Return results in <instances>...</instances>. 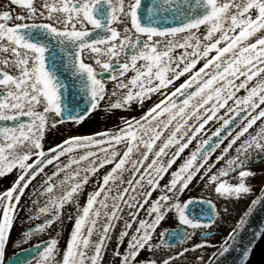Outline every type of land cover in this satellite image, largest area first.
<instances>
[{"label": "snow or ice", "instance_id": "1", "mask_svg": "<svg viewBox=\"0 0 264 264\" xmlns=\"http://www.w3.org/2000/svg\"><path fill=\"white\" fill-rule=\"evenodd\" d=\"M102 103L141 114L45 150ZM261 160L264 0H0V178L16 173L0 190V264H105L109 251L108 264H218L264 185L220 250L196 253L213 247L220 202L253 193ZM193 185L208 197L184 200ZM17 221L28 227L13 240Z\"/></svg>", "mask_w": 264, "mask_h": 264}, {"label": "flooded vegetation", "instance_id": "2", "mask_svg": "<svg viewBox=\"0 0 264 264\" xmlns=\"http://www.w3.org/2000/svg\"><path fill=\"white\" fill-rule=\"evenodd\" d=\"M185 77H182L179 81L176 82L177 86L179 85V83L183 82V79H185ZM109 87H111V85H109ZM171 90V89H170ZM153 100H157V97H153ZM151 101L150 102H146L145 103V110L150 106ZM104 108V104H101L100 109H98L97 111L94 112V114L91 115V118L86 119L80 126L78 129V132H68L66 131L65 128L63 127H57L56 130H53L51 132H49L47 134L46 140H45V150H47L48 147L51 146H55L57 143H61L64 139L68 138V136L70 135H74V134H93L95 132L101 131V130H96V127L98 128V126L100 125L101 121L107 122V123H111L112 125H116L119 123L118 118L121 116H139L141 113L139 111V109L137 108L136 105H133L132 110L129 112H125L122 110H114V114H109V113H105L103 111ZM89 123V124H93V129L92 130H88L87 132L85 131V124ZM259 123V122H258ZM250 131H254V129L250 130ZM219 152H217L216 154L213 155L212 159H215V155H218ZM264 166V160H261L259 163H254L252 165H250V170L254 171L257 173L256 177L254 179H252L250 182L252 185H254L253 188V193L250 194L249 196V200L247 199L248 196L246 198L240 199L239 201H235V200H230V201H221L220 204L218 205V207L220 208V215L223 217L222 220L217 219V222L212 225L207 231L210 233L209 236V241L210 243L213 245V247H208L202 250V252H197L196 255L200 256L203 255V259L206 262L208 260V258L216 251V249L221 245V243L225 240L226 236L228 235V233L232 230V228L235 226V224L238 222L239 218L241 217V215L243 214V212L245 211L248 203L250 202L252 196L255 194L256 191H258V189H260V186L262 185V181H264V175H260L261 170H264V168L262 167ZM51 166H49L48 170H50ZM257 168V169H256ZM175 169V166L173 168V170ZM108 169L105 168L102 172H101V176L104 174V172H106ZM16 179V173L15 171L11 174L6 175L4 178H0V190L2 189H6L7 187L11 186V183L14 182ZM38 182V181H37ZM194 190H192L191 192H186L185 195L183 196L184 200H187L189 197H193L196 199H201V198H207L208 197V193L207 192H202L200 191V189L196 188L195 185L192 186ZM91 190V189H87L86 191ZM28 190H26L27 192ZM153 198H155V194L153 196ZM213 198V202L215 203V195L213 194L212 196ZM23 202V201H22ZM85 203V199L84 197H81L80 199V204L83 205ZM225 203L227 204V212L223 211L224 205ZM66 211H72V209L69 207L66 209ZM21 217L24 218L25 220L27 219V217L25 216V214L23 212H21ZM141 216H143V212H141ZM64 221H65V225H66V230L62 233V239L59 241L60 243V249H63L66 245V239L69 235V232L71 230L72 224L74 223L73 221H68L67 220V216L64 217ZM177 226V224L175 222H173L171 219L166 220L164 222H162V224L159 226V228L157 229V236L160 230L164 229V228H175ZM23 227V229L21 230V228ZM28 227L27 224H24L23 226H21L20 221L16 222V226L13 228L12 230V238L13 240L17 239L20 235V233L25 230ZM50 234H53V230L50 229ZM119 229H117V233H118ZM204 229H199L197 231V236H200V233L204 232ZM45 236V237H44ZM38 238H42L41 240H47L49 239V235L48 234H43L39 237H33V239H31L28 243L23 244L21 247L22 248H26V247H30L34 244H36L37 242H39L40 240H37ZM125 246L127 241L125 240ZM110 250H115V239H113L112 243L110 244ZM20 249H16V251H19ZM123 247H121L120 251L123 252ZM13 253V248L11 246V243L8 246V250L6 253V257L5 259L8 258V256H11ZM111 255V251H109V253H107L105 255V264H108V260L110 258ZM148 256V252L146 251H141L140 253V259H144L145 257ZM116 264H119V261H116Z\"/></svg>", "mask_w": 264, "mask_h": 264}, {"label": "water", "instance_id": "3", "mask_svg": "<svg viewBox=\"0 0 264 264\" xmlns=\"http://www.w3.org/2000/svg\"><path fill=\"white\" fill-rule=\"evenodd\" d=\"M261 228H264V203L253 210L248 222L238 230L235 244L228 253L218 259V264H239L240 250L245 247L250 249L245 264H264V232L259 237L255 235ZM219 250L220 248L217 251Z\"/></svg>", "mask_w": 264, "mask_h": 264}, {"label": "rangeland", "instance_id": "4", "mask_svg": "<svg viewBox=\"0 0 264 264\" xmlns=\"http://www.w3.org/2000/svg\"><path fill=\"white\" fill-rule=\"evenodd\" d=\"M93 125H94V123L93 124H89V123H86L85 124V126H84V128H85V131L87 132L88 130H92L93 129ZM115 125V124H114ZM114 125H112V122L111 123H107V122H104V121H101V123H100V125L98 126V128L96 127V130H107V129H111V128H113L114 127ZM218 126V125H217ZM212 130H214V128L212 129ZM190 147H193V146H190ZM188 154V150H186L185 151V153H184V155H187ZM263 168H264V166H262ZM257 169V168H256ZM49 172L51 171V168H50V170H48ZM249 196H250V194H249ZM249 196H248V200H249ZM23 229V227L21 228V230ZM52 230H53V234L55 233V231H56V228L55 227H53L52 228ZM45 237V236H44ZM42 238H38L37 240H41ZM59 246H60V243H59Z\"/></svg>", "mask_w": 264, "mask_h": 264}]
</instances>
